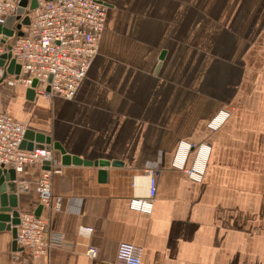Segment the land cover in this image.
Masks as SVG:
<instances>
[{
    "label": "crops",
    "instance_id": "0c3cea01",
    "mask_svg": "<svg viewBox=\"0 0 264 264\" xmlns=\"http://www.w3.org/2000/svg\"><path fill=\"white\" fill-rule=\"evenodd\" d=\"M102 1L99 52L74 98L29 99L28 86L3 80L0 111L68 154L120 163L63 164L53 148L63 171L51 205L37 190L43 165L17 173L18 211L42 204L61 243L34 258L0 230V264H99L122 242L143 248L142 264H264V0ZM221 109L231 115L211 131ZM180 140L194 146L187 165L208 146L202 181L173 165ZM159 165L153 212L131 210Z\"/></svg>",
    "mask_w": 264,
    "mask_h": 264
},
{
    "label": "built area",
    "instance_id": "2783aa9c",
    "mask_svg": "<svg viewBox=\"0 0 264 264\" xmlns=\"http://www.w3.org/2000/svg\"><path fill=\"white\" fill-rule=\"evenodd\" d=\"M22 0H0V25L8 16H15L14 34L6 43H0V55L11 53L8 59H14L21 66L19 74L11 79L7 66L0 67V80H7L11 85L23 83L31 87L37 79V94L46 97L62 96L72 99L78 87L87 76L93 59L99 52L100 42L106 27L107 7L102 0H38L35 9L26 7L24 14L17 10ZM29 16L30 24H23ZM3 38V33H0ZM7 75L5 76V74ZM227 109L219 110L207 123L211 131L219 129L230 117ZM25 125L11 114L0 111V164L14 168L22 173L28 165H43L51 162L50 169H44L37 183V190L43 204L51 205L53 198L52 178L62 173V166L54 159L53 149L21 148L25 134ZM202 146V145H201ZM201 146L197 147L196 156L191 165H187L193 145L180 141L173 159V165L183 170L194 181H202L206 173V156L201 155ZM203 157V158H202ZM159 167V170L158 168ZM160 165L148 168V191L144 196L129 199V208L145 214L154 210L158 190ZM60 206L57 201L56 207ZM50 221L33 212L20 214L16 236L17 243L30 250L33 257L47 254L52 246L59 245V237L48 236ZM84 233H91L92 228L84 226ZM144 250L141 246L122 242L113 261L99 264H142ZM87 255L97 258L98 249L89 247Z\"/></svg>",
    "mask_w": 264,
    "mask_h": 264
},
{
    "label": "water",
    "instance_id": "95a60500",
    "mask_svg": "<svg viewBox=\"0 0 264 264\" xmlns=\"http://www.w3.org/2000/svg\"><path fill=\"white\" fill-rule=\"evenodd\" d=\"M29 6L30 9H35L38 6V0H22L20 6L17 10V14H24L26 7ZM15 21V16L11 15L6 18L3 24L0 25V33H3V38L0 37V42L5 43L6 40L14 34L13 23ZM30 17L26 16L23 19V24H30ZM164 54H162L161 59H163ZM11 53L4 52L0 55V67L7 66V73L9 74H19L21 71V66L16 63L14 59H10ZM159 67V66H158ZM5 74V76L7 75ZM2 82V80H0ZM38 84V80L34 79L31 87L27 89L28 98L34 99L36 96L35 87ZM23 149H35V148H49L58 149L62 153V163L63 164H86L94 166H109L111 163L117 165L120 161L114 160H85L76 155L68 154L64 147L59 142H53L51 136L46 135L42 132H36L30 128L26 129L24 134V139L21 144ZM44 169L51 168V162L45 161L43 163ZM100 174H105V170H101ZM17 172L14 168H7L0 164V230H9L13 233L14 237V249H17V224H19L20 212L17 207L19 204L17 191ZM43 205L41 204L36 210V214L40 215Z\"/></svg>",
    "mask_w": 264,
    "mask_h": 264
},
{
    "label": "rangeland",
    "instance_id": "374dc122",
    "mask_svg": "<svg viewBox=\"0 0 264 264\" xmlns=\"http://www.w3.org/2000/svg\"><path fill=\"white\" fill-rule=\"evenodd\" d=\"M1 43V42H0ZM6 43V42H5ZM5 43H3V44H5ZM160 64H161V61L159 62V65L158 66H160ZM56 95H54V96H51V97H49V98H53V97H55ZM229 119V118H228ZM181 141V140H180ZM180 143V142H179ZM192 144V143H191ZM193 145V144H192ZM194 147V146H193ZM208 146H206L205 147V145L204 144H202V146H201V155L203 156V157H205V156H207V153H205V151H206V148H207ZM53 149V148H52ZM177 151V150H176ZM176 153V152H175ZM175 156V155H174ZM202 157V158H203ZM174 159V158H173ZM158 168V170H159V167H157ZM187 175V174H186Z\"/></svg>",
    "mask_w": 264,
    "mask_h": 264
},
{
    "label": "bare ground",
    "instance_id": "6f19581e",
    "mask_svg": "<svg viewBox=\"0 0 264 264\" xmlns=\"http://www.w3.org/2000/svg\"><path fill=\"white\" fill-rule=\"evenodd\" d=\"M23 213V212H22ZM20 214H21V212H20ZM19 219H20V215H19ZM17 231H18V224H17ZM16 236H17V234H16ZM17 245H18V243H17ZM23 248V247H22Z\"/></svg>",
    "mask_w": 264,
    "mask_h": 264
}]
</instances>
